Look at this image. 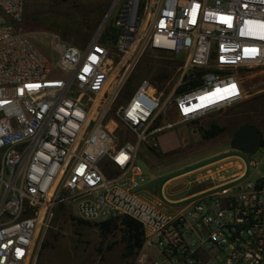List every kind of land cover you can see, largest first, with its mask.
I'll return each instance as SVG.
<instances>
[{
    "label": "built area",
    "instance_id": "obj_1",
    "mask_svg": "<svg viewBox=\"0 0 264 264\" xmlns=\"http://www.w3.org/2000/svg\"><path fill=\"white\" fill-rule=\"evenodd\" d=\"M25 6L0 0V264H37L60 204L85 222L135 221L143 245L132 264H264V175L241 183V156L191 171L189 188L202 192L172 213L139 192L144 143L232 107L242 73L264 71V0H124L116 38L100 32L79 47L55 33L52 57L22 28ZM146 49L181 58L174 87L165 96L144 79L108 118ZM119 130L136 143L118 145Z\"/></svg>",
    "mask_w": 264,
    "mask_h": 264
},
{
    "label": "rangeland",
    "instance_id": "obj_2",
    "mask_svg": "<svg viewBox=\"0 0 264 264\" xmlns=\"http://www.w3.org/2000/svg\"><path fill=\"white\" fill-rule=\"evenodd\" d=\"M123 1H119L110 15L105 28L101 31L104 34L112 21L117 19ZM115 2L116 0H26L22 28L40 51L52 57V34H59L71 45L79 47L84 45L98 32ZM95 15L97 19L92 17ZM96 20L98 26L93 32L88 33L87 30L82 29ZM79 29H82V33H79ZM120 61L121 56L114 54L113 71ZM130 64L131 71L125 88L113 105L108 118L114 116L116 110L128 101L132 92L144 79L158 85L167 96L176 83L182 61L178 56L146 49ZM242 78L245 96L240 102L226 110L210 114L196 123L179 125L167 131L176 132L181 141L187 139L186 146L169 154V159H165L162 163L153 161L154 164H150L146 154L152 157L153 150L156 154L159 152L155 151L157 148L146 146V143L141 146L139 163L147 173L149 181L147 186L139 190L140 194L143 190L155 194L169 208L167 211L169 213L181 209L188 202L170 203L164 196L176 200L200 190L202 187L197 185L189 188L190 179L196 176L182 178L167 188L164 184L173 177L197 169L212 160L223 158L227 156L226 153L239 155L245 160L247 172L241 183L252 182L260 172L264 175V169L260 168L256 171L249 166L251 160H264L263 151L244 154L234 150L231 145L238 128L244 124L251 125L264 134V71L257 69L244 72ZM212 125L223 128V132L206 139L205 132L210 130ZM116 137L120 146L126 142L136 143V137L125 130H119ZM161 149L159 146V150ZM149 197L145 195L146 199ZM74 209L76 208L72 205L64 204L54 209L48 227L40 235L37 264H132L138 250L133 256H128L127 246L123 241L126 227L121 224L128 218L117 219L118 227H106L79 219ZM44 243L46 247L43 249Z\"/></svg>",
    "mask_w": 264,
    "mask_h": 264
},
{
    "label": "crops",
    "instance_id": "obj_3",
    "mask_svg": "<svg viewBox=\"0 0 264 264\" xmlns=\"http://www.w3.org/2000/svg\"><path fill=\"white\" fill-rule=\"evenodd\" d=\"M192 133L195 134V131L192 130ZM187 144V139L180 140L176 134V132L171 131V132H165L162 135L159 136L158 139V147L155 151L159 152V154L154 153V150L151 152L152 157L148 154H146V158L149 160L150 164H154L153 161L156 162H164L165 159H169V154L178 151L179 149L185 147ZM159 146H161V150H159ZM167 156V157H166ZM228 156H233V157H240L239 155H228ZM195 170V169H194ZM193 171V170H192ZM191 171L185 172L184 174H181L179 176L173 177L170 180H168L165 184L164 187L167 188L169 185H172L175 181H178L182 178H189ZM202 192L201 190L196 191L195 193L186 195L180 199L172 200L168 196H164L166 200H168L170 203H182L183 201L191 198L192 196L199 194ZM150 196L149 199L145 198V195ZM142 197H144L147 201L152 202V203H160L162 205V209L165 211H169V208L166 207L165 203L160 200L155 194L149 193L147 190H143L141 192Z\"/></svg>",
    "mask_w": 264,
    "mask_h": 264
},
{
    "label": "trees",
    "instance_id": "obj_4",
    "mask_svg": "<svg viewBox=\"0 0 264 264\" xmlns=\"http://www.w3.org/2000/svg\"><path fill=\"white\" fill-rule=\"evenodd\" d=\"M105 11H106V9L104 10V12ZM92 17L94 19H97V18H95L96 15L92 16ZM115 22H116V20L112 21L110 27H115ZM59 23H61V22H59ZM59 23H58V25H59ZM97 26H98V21L96 20V22L92 21V23L90 25H86V26L82 27V29L87 30L88 33H91V32H93V30L97 29ZM82 29H79V33H82ZM109 36L111 38H116L115 34L110 33L109 30L107 29L105 32L104 38L109 37ZM197 84H198L197 81H193L190 83L191 87H194ZM184 89H182L181 91H183ZM246 125H248V124H244L242 126H246ZM242 126H240L239 128H241ZM221 132H223V128H220L216 125H212L211 129L207 130L205 132V138L206 139L213 138L214 136L218 135ZM61 206H63V205H61ZM118 222L119 221L117 219H113V220H108L106 222H102V223H98V224L101 226H106V227H111V226L118 227L117 226ZM121 224H123L126 227L125 234L123 236V241L126 243V246H127V254H128V256H133L136 253V251L139 250L143 245V231L135 221L130 220V219H125L123 221V223H121ZM45 247H46V243H44L43 249Z\"/></svg>",
    "mask_w": 264,
    "mask_h": 264
},
{
    "label": "water",
    "instance_id": "obj_5",
    "mask_svg": "<svg viewBox=\"0 0 264 264\" xmlns=\"http://www.w3.org/2000/svg\"><path fill=\"white\" fill-rule=\"evenodd\" d=\"M119 1L120 0H116V2L113 4L97 33H100L105 28L110 18V15L112 14ZM108 30L110 33H114L116 31V28L109 27ZM261 136L262 133L258 131L255 127L251 125L242 126L238 129L235 135V139L232 142V147L234 150L244 154L254 153L259 148Z\"/></svg>",
    "mask_w": 264,
    "mask_h": 264
},
{
    "label": "bare ground",
    "instance_id": "obj_6",
    "mask_svg": "<svg viewBox=\"0 0 264 264\" xmlns=\"http://www.w3.org/2000/svg\"><path fill=\"white\" fill-rule=\"evenodd\" d=\"M121 68H122V66H118V71H119ZM118 71H117V72H118ZM117 72H116V73H117Z\"/></svg>",
    "mask_w": 264,
    "mask_h": 264
},
{
    "label": "snow or ice",
    "instance_id": "obj_7",
    "mask_svg": "<svg viewBox=\"0 0 264 264\" xmlns=\"http://www.w3.org/2000/svg\"><path fill=\"white\" fill-rule=\"evenodd\" d=\"M231 87H232L233 89H235V85H232Z\"/></svg>",
    "mask_w": 264,
    "mask_h": 264
},
{
    "label": "flooded vegetation",
    "instance_id": "obj_8",
    "mask_svg": "<svg viewBox=\"0 0 264 264\" xmlns=\"http://www.w3.org/2000/svg\"><path fill=\"white\" fill-rule=\"evenodd\" d=\"M236 135V134H235ZM235 137V136H234ZM235 139V138H234ZM231 145H232V143H231Z\"/></svg>",
    "mask_w": 264,
    "mask_h": 264
}]
</instances>
